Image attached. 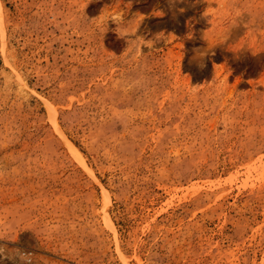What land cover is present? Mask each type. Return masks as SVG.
I'll return each instance as SVG.
<instances>
[{
    "label": "rangeland",
    "instance_id": "rangeland-1",
    "mask_svg": "<svg viewBox=\"0 0 264 264\" xmlns=\"http://www.w3.org/2000/svg\"><path fill=\"white\" fill-rule=\"evenodd\" d=\"M0 264H264V0H0Z\"/></svg>",
    "mask_w": 264,
    "mask_h": 264
}]
</instances>
